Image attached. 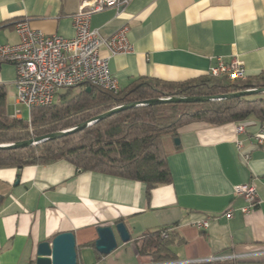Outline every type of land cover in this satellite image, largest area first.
Instances as JSON below:
<instances>
[{
	"label": "crops",
	"instance_id": "1",
	"mask_svg": "<svg viewBox=\"0 0 264 264\" xmlns=\"http://www.w3.org/2000/svg\"><path fill=\"white\" fill-rule=\"evenodd\" d=\"M83 0H0V45L16 44L15 25L71 39L73 16ZM129 27L130 54L110 59L121 89L138 79L182 84L206 78L219 58L241 60L244 82L264 73V0H131L123 8L93 14L90 27L111 35ZM102 56L107 57L105 50ZM16 69L0 63V85L15 97ZM60 98V96H59ZM58 98V100H59ZM237 123H193L166 142L171 183L147 185L111 175L79 171L61 160L49 165L0 168V264H35L38 247L73 233L78 264H162L227 254L264 252V133L249 119ZM258 136L262 137L261 142ZM237 142L242 144L239 150ZM248 154L245 160L241 153ZM254 184L260 204L249 215L230 208L245 202L237 186ZM218 217L208 229L193 226ZM124 223L131 235L108 256L95 248L98 228ZM171 229L166 251L154 258L140 247L154 233ZM264 264V254L237 262Z\"/></svg>",
	"mask_w": 264,
	"mask_h": 264
},
{
	"label": "trees",
	"instance_id": "2",
	"mask_svg": "<svg viewBox=\"0 0 264 264\" xmlns=\"http://www.w3.org/2000/svg\"><path fill=\"white\" fill-rule=\"evenodd\" d=\"M264 87V73L255 82L227 76L168 84L138 79L112 94L86 87L65 91L45 108L33 109L28 121L8 113V93L0 85V145L28 141L78 127L115 107L165 97H210ZM88 88V87H87ZM255 119L264 125V95L195 104L143 106L112 115L80 132L38 145L0 150V168L49 165L65 160L82 172H96L142 182L151 189L171 183L165 137L177 139L193 123L221 126ZM160 230L140 247L154 262L166 251Z\"/></svg>",
	"mask_w": 264,
	"mask_h": 264
},
{
	"label": "built area",
	"instance_id": "3",
	"mask_svg": "<svg viewBox=\"0 0 264 264\" xmlns=\"http://www.w3.org/2000/svg\"><path fill=\"white\" fill-rule=\"evenodd\" d=\"M131 0H83L78 12L73 16L75 35L66 39L58 35H47L30 28L27 21L18 22L15 31L19 36L16 44L0 45V63H8L16 69L15 98L16 103L29 109L45 108L53 105L61 91L74 90L80 87H95L106 92L117 94L120 84L110 70V59L121 54L133 52L129 40V27L124 26L111 35H104L90 27L93 14L106 8H123ZM105 50L107 57L102 56ZM209 76L218 78L227 76L233 81H244L247 71L244 63L238 58L224 61L219 58L210 68ZM13 117L21 119L19 113ZM247 122H239L237 133H244ZM264 133V125H261ZM261 142L262 137L258 136ZM239 150L242 144L237 142ZM247 161L250 156L241 153ZM236 198L244 200L245 205L235 209L233 206L223 214L232 219L236 211L247 216L259 204V195L254 184L237 186L234 190ZM218 217L204 218L193 226L208 229L211 221ZM171 229L162 231L161 238L168 239ZM264 252L254 254H227L212 256L193 261H169L162 264H213L218 262H237L239 260L262 256Z\"/></svg>",
	"mask_w": 264,
	"mask_h": 264
},
{
	"label": "water",
	"instance_id": "4",
	"mask_svg": "<svg viewBox=\"0 0 264 264\" xmlns=\"http://www.w3.org/2000/svg\"><path fill=\"white\" fill-rule=\"evenodd\" d=\"M87 92H91L90 87L86 88ZM264 95V87L260 88H249L244 91L221 94L210 97H166L153 100H147L144 102H137L132 104H126L113 108L112 110L104 113L92 120L72 129L65 131H60L54 134H50L44 137L34 138L28 141L0 145V150L3 149H20L26 148L40 143L47 142L49 140H54L62 138L77 132H80L94 124L111 117L112 115L127 111L130 109L143 107V106H153L161 104H195V103H208L214 101H223L238 99L249 96H259ZM175 145H180L179 139H175ZM98 240L95 243V248L97 252L103 256H108L113 253L117 247L118 243H128L131 241V235L126 228L124 223H117L112 226L100 227L97 230ZM35 264H78V253L76 238L73 233H63L57 235L52 242H43L38 247L37 259Z\"/></svg>",
	"mask_w": 264,
	"mask_h": 264
},
{
	"label": "rangeland",
	"instance_id": "5",
	"mask_svg": "<svg viewBox=\"0 0 264 264\" xmlns=\"http://www.w3.org/2000/svg\"><path fill=\"white\" fill-rule=\"evenodd\" d=\"M77 91H78V89H74L73 90V92H77ZM65 93H67V92L61 91L60 92V95H63ZM58 98H57V100H58ZM8 113L11 114V116H13L14 113H19L20 116H21V118L24 121H28L29 120V117H30L29 109H27L26 107H24L22 105L17 104L16 103V98L13 97L12 93L8 94ZM168 140H169V137L166 136L165 137V141L167 142Z\"/></svg>",
	"mask_w": 264,
	"mask_h": 264
}]
</instances>
